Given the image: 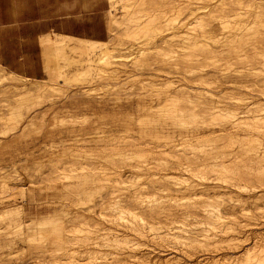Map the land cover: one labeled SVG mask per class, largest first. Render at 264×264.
Wrapping results in <instances>:
<instances>
[{"label": "rangeland", "instance_id": "obj_1", "mask_svg": "<svg viewBox=\"0 0 264 264\" xmlns=\"http://www.w3.org/2000/svg\"><path fill=\"white\" fill-rule=\"evenodd\" d=\"M141 1H142V3H141L142 5L137 6V8L142 10V14H143V12L145 14L147 11L148 12L146 14H149L151 12L152 7L153 8L157 7L156 9H158V10L160 8V10H159L160 13L165 10L164 12L167 11L166 13L169 16H171V14H172V16H174L173 14L175 11H177V13H178L182 9L183 12L182 11L181 12L183 14L180 12L181 14L179 17L180 18L179 20L181 21L180 26H182V27L175 30V33L177 31L179 32V30H181L179 32L180 34L183 33L182 30H184V32H185L187 29L185 27H189L191 24L190 21H192L194 19V18H192L191 13H190L191 8L193 9V7L190 8L189 6H195V4L193 3L194 4L193 5L192 3H190L191 5H189L190 0H186L187 2L185 0H176L177 2H175V3H173L175 0H173V1L172 0H158V1L157 0H141ZM147 1H149V2H147ZM153 1H154V3H153ZM170 1H171V3H170ZM196 1L197 0H194V2H196ZM204 1L205 0H202V1L200 0V3L198 1L196 2L202 6L204 5V8H200V11L205 12L206 14H204V15L208 16L207 17L208 21H206V19H204L205 18V16H204L203 19L206 22L204 21L203 23H208L209 20L213 17L214 13H218V11L220 12V10H222L221 9L222 5L225 6L224 8H227V9H229V8H236L237 9V8L241 7L242 8V9H240L241 12L246 10V12L249 11L248 12L249 14L247 13L248 16L250 14L253 16V17L249 16L250 19L254 18L255 17L254 15L258 13L257 11H259V10H257V9L263 8V10H264V7L262 6V5H264V2H263L264 0H241L242 2L240 0H236L238 2L240 1L239 3L236 2L235 0H224V1H222V0H219V1L218 0H211V1L206 0L205 3H204ZM202 2H203V4H201ZM225 2L228 4H226ZM108 3H109V11L106 12V15H105L106 28L103 29L104 33H102L101 35H97V34L85 35L83 33H79L78 31H76V32L68 31V34H72V35L78 34L77 35L78 37H85V38H91V39H97V40H107V41L109 39L113 38L115 43L113 46L114 49L112 50L111 53H113L114 57H117V58H113L114 59L113 61L115 62L114 65L112 64L113 63L112 61H111L112 63L111 62L107 63L109 61H107V62L105 61V64H104V62H100L99 60L101 57H99L98 54L100 55L102 53H101V51H99L98 54L96 55L95 59H94V62H93L94 67L91 70H88V69L83 70V71L88 70L86 72L81 71L83 74H85V73L87 74L89 72L88 74H90V75L85 74L83 76V74L80 73V76L77 75L78 76L77 77L73 74L77 71V69H79V68H76V66H74L75 63L78 62L77 61L78 59H81L77 53L69 51L68 57L64 58V59H68V60H64L59 55L58 56L60 58L57 57V55H54V58L52 59V61H53L52 62V65H53L52 71H53L54 75H52V77H55V76L56 77L54 79H51L53 81V82H51V80H50L51 75L45 70V67H44V56H43L42 49H41L40 44H39V39H38V43L34 44V45H25L24 43H22L21 45H19V44L15 45V46L12 45L9 48V49H12V51L10 53H7V55L8 54H15V55H21L22 54L23 55L24 58H23V60L18 61L19 63L16 61L17 59L16 60L12 59V60H8V61H0V65L2 67H4L5 70L12 71V72L18 74L20 77L22 76V78H24V80L26 82V85H28V86L34 85V83H36V82H40V83L46 82L47 84L51 85V87L49 85L47 86L48 90L44 93V95H42V97L40 99L38 98V99H29V100L27 99L26 100L25 98L21 97V95H23L22 94L23 90L14 88V86L9 82H2V83L0 82V116H1L0 119L2 118V121L0 120V264H72L70 262L71 259H69L68 257L72 255L73 251L72 250L69 251L70 248H68V245H69V247H73V248L77 247L76 248L77 251L73 252L74 255L76 254L75 255L76 259L74 261V262H76V264H106L104 261L105 259H102L104 257L106 258V260H108L107 263L110 264V262L114 260V258H112L114 256H116V257L118 256L117 258L120 259V262H118V260H117V262H115V264L116 263L117 264H153V260L163 261L166 259L165 257L168 258V257L175 256V255L177 257H181L183 259L182 261H184V262L194 263V262H196L202 258L208 257V256L210 257L213 255H217V257H220V256L228 254V253L234 254V253L240 252V251L244 250L245 247H250L251 243H253V244L255 243V241H256V238H254L255 237V234H254L255 231L258 234H261V232H264V216H263L264 215V213H263L264 212V200L263 199L258 200L255 203V201L253 199L248 198L246 191L244 192V191H241L239 189H236L234 192H228L227 191V192L221 193L220 194L221 198H219V200H220L219 202H221V203L224 202V205L228 206V209L230 207V209L227 210L228 213L233 212L234 216H235L233 218H235V220L237 221V223H238L237 225H239V228H240V225L242 228H244V229H241V234L239 235L240 240H238V244H239L238 247L235 246L234 244L228 243L231 236L234 235L233 232H231L230 234H226V235L222 236V238H221L222 242L221 241L218 243L215 242V244L212 242L210 244L209 243L207 244L205 242L203 244L195 243L194 245L193 244L182 245V246H179V251H178L176 248H174V247L172 248L171 246H168V244H164V242H162L163 240H161L160 238H157V237L153 238V236L144 237V236H141L139 234H132L133 231L131 229L128 230V231L131 230L130 231V233H131L130 237H132L134 235V238L136 237V240L137 241L139 240V242H141V244H139L137 246L130 247V248H121V247L118 248V246L116 244H112V245H116L117 247L111 245L112 248H110L111 246L109 244V247L108 246L100 247L104 250L99 249L100 245H95L96 243H94V241L96 239H100L102 237V236L98 235L99 233L97 234V232H96V231H98L99 228L102 229L104 227L106 228V226H108V227L112 226L114 229L117 228L119 230H124V229L126 230V228L119 226L118 222H115L114 220H113L114 222H111L112 219L110 221L107 218H106L107 220L104 218L105 212H106L105 214L110 212L108 215H112L113 213L111 211H109V209H111V207L110 208L108 207L109 205L112 206V204H108V205H106L107 207L105 206L104 209L103 208L101 209V207H103V205H104L102 203L103 201H104V203H108L110 201V199L114 200L116 198H121V199L123 198L122 201L124 203H122V204L124 206L126 204H129V206L126 205V207H136V205L138 207H140V206L142 207L141 203H139V202L135 203L136 201H135V199H133L134 195H140L141 194V196L143 197V195H144V198H145V197H148V195H146V194L151 193V191H152V192H156V193L158 192L161 195L165 196V198H167V196H166L168 193L167 189H170L172 187L173 188L172 192L174 189L175 190L178 189L176 187L177 185H175V183L177 181H179L175 177L177 174L183 175V177L185 179L190 178L193 181L202 182V181H200V179L198 177L195 178L194 175H192V173H189V171L188 172L182 171L183 172L182 173V172L177 170L178 164L180 163V162L178 163L177 159L180 156H181L180 159H184V158H182V156H183V153H181L182 150H177L178 148H182V145L184 144V143H182L183 140H181L182 142L180 141V138H181V135H189L188 134L189 132H183L182 133L181 131H176L173 133V135H168L165 132V130L162 131V128H161L162 123H160L161 125H159V123H151V124L148 123V125H147V123H146L147 121L145 122V119H144L145 117L142 116L143 113L145 114V111L142 110L143 109L142 107H148V105L150 103L155 105L158 102V99H159L158 96H161L160 98L163 97V94L162 95L160 94L161 93L160 91L161 90L163 91V87L161 86V84H160V86H161L160 87L159 83L163 82L164 79H165V81H167V79H170L168 76H171V75L173 77L171 79H175L176 81H178L179 79H182V74L186 70L184 67H186L188 69L190 68L189 66L188 67L185 66V64H187L188 62L191 63L193 60H195V57L198 58V54H203V52L202 53H201V51L197 52L198 50L196 51L195 49H193V51L197 52L196 53L197 56L194 54L195 52L193 54L189 53V55L186 54L187 56L190 57V59H189V57L187 58V56L184 54L183 49L179 48L183 45V43L185 44V42H183L185 40H187L186 41L187 43L190 42L191 45H192V43H193V45L195 43L198 44L197 39L201 36H197L195 38V35H194V37H192V38L190 37L191 39L188 37V39L182 40L181 39L182 37H180V36L179 37L177 36V38L170 36L172 31H167V33L165 34L166 36H164L163 38L157 39L158 42L156 41V43H153L152 42L153 39L150 40L149 38H151V37L149 35H147V37L149 36V38H147V37H142V38L145 41H148L150 43L145 42L144 40H142V38H140L138 40H142L145 43L142 42L143 43L142 45L140 43L135 44L136 42L133 39L134 36L132 38V35L130 36V35H128L127 32H125L127 30L126 26L125 27H124V25H122L123 27L120 26V22L122 21V17H124L123 14H125L123 8H121L120 4H118L117 7L112 8L110 0H108ZM183 3L184 4L187 3V6L185 5L187 8H184V10H183V6H184ZM257 3H258V5H257ZM174 4H176L175 6H177V7H174ZM181 4H182V6H181ZM217 4H218V7H217ZM259 4H261V7H258V6H260ZM205 5H207V7ZM214 6H216L217 8ZM188 7H189V11L187 10ZM210 7H212V8H210ZM213 7H214V9H213ZM176 8H178L179 10L178 9L176 10ZM194 8L196 9L197 7L195 6ZM205 8L206 9L208 8V10L204 11L203 9H205ZM156 9H155V12L157 11ZM170 9H172V10L175 9V10L173 12V11H170ZM209 9H212V10H209ZM214 10H216V11L214 12ZM198 11H199V7H198ZM240 11H238V12H240ZM112 12L114 15H116L115 18L117 17L116 18L117 21L118 20L119 21H118V24L115 23V25L117 24V26L113 25L114 31L110 32L109 24L112 23V17H113ZM158 12H156V14H158ZM212 12H213V14H212ZM221 12H220V14L222 15L223 11H221ZM177 13L175 15H177ZM208 13L210 16L207 15ZM189 15L191 16V18H189L190 17ZM216 15L220 16L218 13V14H215L214 17ZM242 15L243 16L245 15V11H244V13H242ZM263 17L264 16L262 15L261 19H264ZM213 18L211 20H213ZM215 18L213 20V21H215L214 23L216 24V26L214 28L215 31H214V29L208 30V32H207L208 34L206 33V36L204 35L205 37H203V38L201 37L204 41H202V39H201L199 41V43L201 41H202L201 43L206 41L204 44L211 43V46L209 44L208 45L210 46V48H213V50L215 49V51H212V54H211V52L210 53L205 52L204 54L207 53L208 54V55H206L207 57L209 56V54H211L212 57L216 55L217 63L220 62L221 64H225L223 66H225V68H227V69H225L223 71L227 72L228 75H226L227 77L226 76L222 77L219 74V76H218L219 78L217 76H213L212 78H208L206 80V82H208V83H205V85H203V87L205 89H208L210 91H214V92H217V93H220L221 95H223L222 98L220 97V95H219V97H214V98L216 101L222 99L225 102L223 103L222 100H221V102L223 104H226L227 107L229 106L230 108L231 107L233 108L235 106L238 107V104H240L244 101L250 100V98H247V97H251L252 99L255 98L257 100L259 98H261L260 100H262V102H264V95H262V93H258V90H257V87H259L260 89H264V88H262V87H264V81H262V76L256 75V76H258L257 79L253 78V77L252 78H244L243 75L241 74L242 73L241 71H243V69H244L242 67L244 65H242V64L245 63V62L242 63L243 62L242 57L244 55H248V53L254 54L253 50L250 48V52L247 51V54H245L246 51L240 52L238 50L236 51V50L232 49L230 47L231 45H229L232 43L234 44L233 46L247 47L244 43H239V39L238 40L236 39V41H238V43L236 41H234L235 43L232 41L227 42V43H229L228 45H226L228 50H229L227 53H226V49L224 47L222 48V51H221L220 45L224 44L223 42L226 38L224 37V35H222L223 32L221 31L222 28L220 27V22L219 21L216 22L217 17H215ZM161 20L162 19H159V21L162 23V25L165 24V22L161 21ZM211 20H210V22H212ZM123 21H125V19ZM193 23L197 24L195 22V19L193 20ZM193 23H192V25L194 26L195 24H193ZM186 24H187V26H186ZM188 24H189V26H188ZM211 25H213V23ZM263 27L264 26H261L260 28H258V29H260L259 31L262 33H264V31H262ZM216 30H217V32H216ZM252 30L250 31L251 34L252 33L255 34V32H257L256 28L252 29ZM167 34H170V35L168 36ZM259 34L257 35V37L259 36ZM218 35H219V37H218ZM223 37H224V39H223ZM172 38L177 43L181 40L180 42L182 43V45L180 42H179L180 44L179 43L176 44V42H173ZM194 38H195V41H194ZM259 38L264 41V35L263 34H262V36H259ZM166 39L169 42L174 43V44L172 43L173 47L172 46L171 47L173 49H175V51H177V53L176 52L172 53L169 51V48H170L169 45L170 44H169V42H167ZM244 39L245 38L241 39L240 41H244ZM251 39H253V38H251ZM251 39L248 38V40H251ZM191 40H193V42H191ZM216 40H218V41H216ZM222 40H223V42L219 43V41H222ZM215 41H216L217 45H215V43H214ZM146 43H148V44L145 45ZM236 43L238 45H235ZM165 44L166 45L169 44V45L163 46ZM186 44H185V46H189V44L188 45H186ZM241 44H243V46H241ZM149 45L150 46L156 45V46L150 47ZM191 45L189 46L190 48H191ZM158 46L163 47V48H161L162 50H160ZM156 47H158L159 51H158V49H156ZM166 47H168V48H166ZM192 47L194 48L197 46H192ZM165 48H166V50L168 49V51H169L168 53H169L171 58L169 57L168 53L165 52L166 50L164 51ZM178 48L182 52H180L178 50ZM217 48H219V49H217ZM3 49H4V45L3 46L0 45V53L2 52ZM143 49L145 51H143ZM152 49L153 50L156 49V50L153 51ZM216 49H217V53L215 54ZM247 49H249V48H247ZM13 50H14V52H13ZM251 50H252V52H251ZM149 51H151V52H149ZM161 51H164V53L165 54L167 53V55H165L164 53H161ZM189 51L191 52V49ZM30 52H31V54L29 55L28 53H30ZM178 52L180 53V55H178ZM220 52H221V54H220ZM222 53L224 56L222 55ZM140 54L146 56L147 57L146 59H148V60H146L144 58V56H143V58H141L142 55H140ZM173 54H175V55H173ZM182 54L185 55L184 56V58L186 59V60L184 59L185 61H183V55ZM204 54L202 56H205ZM227 54H229V55H227ZM251 54L248 55L249 58H251V56H253ZM2 55L4 56V55H6V53L3 51ZM190 55H192V56L194 55L193 56L194 59ZM138 56H139V59L137 58ZM225 56H226V58H225ZM70 57H71V59H69ZM72 57L74 59L77 58L76 61L74 59H72ZM238 57H240L241 60H240V58L238 59ZM82 58H84V57H82ZM144 59L146 60V62L148 61L150 63L151 67H146L149 64L148 62H147L148 63L147 65H144V64H146ZM163 59H165V60H163ZM215 59L210 58V60L208 61L207 58L206 59L202 58L201 60H203V62L202 61L201 62L203 63V65H206V64L208 65V63L212 64L214 62L213 60H215ZM244 59L245 58L243 57V60ZM119 60H120V62H119ZM137 60H141V62L139 63V61L137 62ZM189 60H192V61H189ZM205 60H207V61H205ZM218 60H220V61L218 62ZM71 61H72V63H71ZM74 61H75V63L73 65ZM96 61L99 64V66H96V64H95ZM134 61H135V63L136 62L137 63L134 64ZM244 61H246V59ZM6 62H8L10 65H7ZM174 62H175V64H174ZM183 62H185V63L183 64ZM226 62H229L230 65H228L229 63L226 64ZM12 63H16V65H11ZM67 63H71V65L70 64L67 65ZM106 63H107V65H106ZM116 63H118V65H116ZM172 63L175 65L174 67H176V68L171 66V65H173ZM202 63L199 62L197 64V61L196 60L194 61V64L195 65L197 64V66L199 64H202ZM232 63L234 64V67L232 65V68H230V70H229V67H231ZM240 63H241V65H240ZM109 64H111V65H109ZM138 64H139V66H137ZM140 64L144 65V66L142 67V66H140ZM180 64L182 66L184 65L182 67L184 70H182V69L180 70V68H179ZM60 65H63L64 67L65 66L66 67L60 68L59 67ZM67 66H74V67H67ZM85 66H86V64H85ZM85 66L84 67L80 66V67H81V69L87 68V66L86 67ZM116 66H118V67H116ZM238 66L242 67V68H239ZM99 67H101V68H99ZM103 67H105L106 69ZM96 68H97V71H96ZM98 68H99V71H98ZM100 69L102 72L100 71ZM111 69H113L116 72L117 71H120V72L116 73ZM165 70L168 71V73L170 72L172 74L171 75H170V73L168 74ZM57 71L58 72L59 71H68V72H71L72 74L70 73L69 75L59 76ZM180 71H182L181 75H179L181 73ZM112 72H114V73H112ZM77 73H79V72H77ZM184 73H186V71ZM114 74H116V75H114ZM152 74H154V75H152ZM89 76H91L92 78ZM215 77H217V78H215ZM56 78L58 79L56 81L57 83L55 82ZM155 78H157L156 81H155ZM159 78L161 79V82L159 81V83H158V80H160ZM26 79H28V80L26 81ZM162 79H163V81H162ZM88 80L91 83L90 82L88 83L87 82ZM192 80H193V78H192ZM193 81H191L189 84H190V86L195 87L196 85H195V83H193ZM232 81H233V83H231ZM155 82H157V83H155ZM85 83H87L88 85ZM80 85H83V86L81 87ZM154 85H156L159 89L161 88L160 91ZM245 85H248V86L250 85V86L246 87ZM255 85H256V88H255ZM84 86H86V87H84ZM216 86H217V88H216ZM86 88H87V90H88V88L92 89L91 93H89L90 91H86ZM151 88L153 91L151 90ZM247 88H250V89H247ZM82 89L83 90L85 89L84 91H86L88 94H86L85 92L81 93L83 91ZM146 90H149V91L151 90V92L147 94ZM255 90H257V91H255ZM154 91H157V92L159 91V93H157V92L155 93ZM74 92L76 93V95ZM78 92H80L81 94H79ZM226 92L228 95H230V97L226 94ZM142 93H143V95H142ZM223 93L225 95H227L228 99H226L227 97ZM230 93L231 94L235 93L234 96H236V98H238V99H236V98L233 99V97L231 96ZM84 94H85V96H84ZM90 94H92V95H90ZM149 94H152V95H149ZM158 94H160V95H158ZM259 94H261V95H259ZM138 96L141 97V99ZM152 96H154V97H152ZM223 98H225V99H223ZM230 98H231V100H230ZM151 99H153V101L154 100L155 101L152 102ZM50 101L52 103H50ZM227 102L228 103L230 102V104H228ZM218 103H219V101L215 104H218ZM222 103H219V104H222ZM231 104L232 105L236 104V105L232 106ZM18 105L20 107H18ZM19 108L23 113V116L21 118H23L24 120L22 119L20 122H18V124H19L18 125L16 118L19 117L17 114ZM197 110L199 112L202 111L201 109H197ZM33 111H34V113H33ZM138 112H139V116H138ZM12 113H13V116L11 117ZM85 113H87V114H85ZM204 113L205 112H202L199 114V115L203 114L204 117L203 116L200 118L198 117V120L200 119V121H202V119L205 118L206 121H208V119L210 121V118H208V114L207 113L204 114ZM92 114H94V115L92 116ZM31 115H33V116H31ZM74 115H80V116L76 117ZM83 115L88 116L89 121L88 122L86 121L87 123H85V121L82 120ZM89 115H91V116L89 117ZM205 115H206V117H205ZM73 116H74V118H73ZM212 116L213 115H210V117H212ZM139 117H141V119L143 117V120H144L143 124H142V122H139V119H140ZM162 118L160 117L159 119H162ZM220 118H222V117L220 116ZM6 119H9L8 123L5 122ZM213 119H214V116L211 118V120H213ZM218 119H219V117H218ZM74 120H81V121L76 122L75 124L71 123ZM29 121L32 122L33 125ZM137 121H138V123H137ZM26 122H28V124L30 123L29 124L30 126ZM26 124H27V126H26ZM101 124H103V125H101ZM16 125H18L16 127V129L14 128V130H12V128L15 127ZM81 125H82V127H81ZM156 125H157V127L158 126L159 127L157 128ZM24 126H25V128H24ZM146 126H147V128H146ZM174 126H176V124H173V127ZM97 127H99L98 128L99 130H97ZM148 127H149V129L151 128L150 131H149ZM155 127L157 129H155ZM127 128H128V130L130 129L129 132H128ZM102 129H103V131H102ZM112 129L117 131V132L113 131ZM94 130H96V131H94ZM111 130L113 131L114 136H112ZM121 130L124 132H128V133H123L120 136L121 133H119V131L122 132ZM105 132H107V133H105ZM164 132H165V134H164ZM75 133H76V135H74ZM85 133H87V134H85ZM94 133H97V134L100 133L99 134L100 137ZM130 133L135 137V139L134 138H132V139L135 140V142H137V143H134L133 147H129V150H128L129 152H128L127 150H125V148L128 146V142H130V141L132 142V140L130 138V141H127V140H129V138L127 137V139H126L124 134H126V136L131 137ZM156 133H158V135ZM91 134L98 136V138L104 137L105 140H104V138H102V140H104V142H101L96 136L94 137L92 135L93 136L92 137ZM84 135L87 137H85ZM105 136H107V137L110 136L111 139L109 137L107 138ZM122 136H124V138L126 139V141H127V142L125 141L126 143L124 142V138H121ZM166 136H168V137H166ZM114 137H116V138L114 139ZM173 137H174V139H177V143L179 142V144H181V143L182 144L180 146L178 145L177 147H173V148L171 145L170 146L168 145V147H170V148L165 147V146H167L165 142H170L171 138L173 139ZM96 138H97V140H96ZM106 139L107 140L109 139V141H107ZM88 141L91 143H88ZM106 141H107L108 147H104V146H106L105 145ZM132 143L130 144V146H132ZM102 144H104V145H102ZM116 145H117V147H116ZM135 145L136 146L138 145V146L136 147ZM162 145H163V147H162ZM118 146L120 147V149L118 148ZM122 146L123 147L125 146V148L122 149L121 148ZM164 147L166 148V150L170 151L169 154L167 153V151L163 150V149H165ZM131 148H132V151L130 150ZM138 150H140V151H138ZM137 151H138V154L136 153ZM163 151H165V153ZM147 152H149V154ZM155 152L158 154H156ZM139 153H140V155H139ZM177 153H178V155H177ZM163 154H165V155H163ZM155 156L157 158L159 156L160 160L159 161L153 160V159H157V158H155ZM176 157H177V159H176ZM135 159L138 160L139 162L135 161ZM161 159H162V161H161ZM163 159H166L165 162H167V161H169V162L165 163ZM144 160H148L149 163L146 164L147 161L145 162ZM156 161L159 163H157ZM160 161L164 164H161ZM150 162L152 164H150ZM154 162H156V163H154ZM137 163L138 164L143 163L144 165L142 164L141 166L138 167ZM119 172L121 173L120 174L121 176L119 175ZM136 175H138V176H136ZM107 176H109V177H107ZM106 177L111 179V180H108ZM160 177H162V178L165 177L164 178L165 180L168 179L167 180L168 182H166L168 184V186H166L167 184L164 183L165 180L164 179L162 180V178H160ZM94 179H95V181H93ZM96 179H98L99 181H97ZM154 179L157 181V184H156V181ZM181 180H183V179H181ZM154 182H155V184H153ZM160 182L162 183V187L160 186L161 185ZM214 182H217V181H214ZM243 182L249 183L250 181H248V182L243 181ZM253 182H255L254 184H256L257 180L251 181V184ZM75 183H76V185H75ZM185 183H187V182L184 181L183 184L181 183V185H183L182 188H184ZM163 184H165V186H166L165 188H167V189L164 188ZM179 187H181V186L179 185ZM179 189H181V188H179ZM166 190H167V193H166ZM139 191H141V193ZM236 191H237V193H236ZM137 192H138V194H137ZM175 192L176 191H174L173 193L176 194ZM177 193H179V192H177ZM160 194L158 196H160ZM118 195H121V197ZM178 195H180V197ZM127 196H128V198H127ZM130 196H132V197H130ZM176 196H174V197L177 198L179 200V202H177L178 200H175V198L171 200L169 197V198H167V200L170 199L169 202L164 199L166 201V203L164 202L165 203L164 206L167 205L166 208L168 206H170V208H172L174 206L172 209L185 207L187 205L189 206V204H190L189 201L187 199L185 200V198H183L184 193H182V195H181V193H179ZM181 196H182V200H184L183 202H180V201H182V200H180ZM243 199H245V200L243 201ZM173 200H175V201L173 202ZM100 201H102V202H100ZM178 203H180V205H178ZM184 203H186L185 206H184ZM237 203H238V205H237ZM9 205H18V206L20 205V206H22V212L21 211L20 212L13 211V213H7L8 208H11V207H8ZM159 205H160V203H159ZM159 205H158V207H160ZM161 205H162L161 207L164 208L163 204H161ZM87 207H88V209H87ZM242 207L246 211H244ZM114 212H116V211H114ZM164 212L167 213V216L173 215V214L170 215L169 211L168 212L167 211H163V212L160 211L158 213L161 216L166 217V216H164L165 215ZM173 212H171V213H173ZM142 213H143L142 216H144V217L147 214L150 215L149 211H145V212L141 211V214ZM242 213L244 216L242 215ZM79 214H81V215H79ZM102 214H103V216L101 217L100 215H102ZM114 214L116 215V213H114ZM175 214L176 213H174V215ZM76 215L77 216L79 215V216L77 217ZM176 215L178 216L179 214H176ZM147 217H148V215H147ZM19 218H22L21 221L25 220V221H27V223H30V227L26 228L23 225L24 223L22 225H19V227L16 226L17 220H19ZM164 221H165V219H164ZM166 221H168V220L166 219ZM84 223L90 224V226H91L90 228L94 230V231H92L93 233H89L87 231L88 228L84 227V225H83ZM103 223H105V224H103ZM112 223H113V225H112ZM258 223H262V224H258ZM253 224H255V225H253ZM114 225H115V227H114ZM82 226L84 228H82L80 231L79 227L81 228ZM71 229H73V230H71ZM83 229H85L87 231V233L85 230H84V233H82ZM98 232H100V234L102 235V233L104 232V229L101 231H98ZM249 233H250V235H249ZM84 234L87 236H85ZM237 234L238 233L236 232L235 235H237ZM136 235H138V236H136ZM93 237H94V239H93ZM78 238H79L80 242H77L73 246H71V244L69 243L70 239H75L77 241ZM87 238H88V241H89V238L93 239L94 240V241L92 240L93 243L90 242L91 240L89 242L86 241ZM81 239H83L82 240L83 244L81 246L80 245L78 246L77 244L82 242ZM242 239H244V240H242ZM253 239H255V241ZM84 240L86 241V243ZM230 245H232V247ZM83 246L84 247L88 246L86 248L91 249V251L92 250L93 251L91 252L88 249L85 250ZM93 246L95 249L98 248L100 251L98 253H97V251H94L95 249L93 248ZM115 247H116V250H115ZM117 248L119 249V252L122 254H120L118 252ZM122 249H123L124 254L122 252ZM84 250L86 252L90 251V253L89 252L86 253ZM113 251H116V252H113ZM117 252H118V254H114ZM95 256H99L100 258L95 259ZM102 256H104V257H102ZM125 258H128V260H125ZM149 258H150V261H148ZM151 258H152V260H151ZM153 258H156V259H153ZM121 259H123V262ZM210 261H211V259L209 260V262H208V260L207 261L205 260L204 262H199V264H213L212 261L211 262ZM35 262H37V263H35ZM100 262H102V263H100ZM220 264H227V262L221 261Z\"/></svg>", "mask_w": 264, "mask_h": 264}, {"label": "bare ground", "instance_id": "obj_2", "mask_svg": "<svg viewBox=\"0 0 264 264\" xmlns=\"http://www.w3.org/2000/svg\"><path fill=\"white\" fill-rule=\"evenodd\" d=\"M197 1L200 3V0H197ZM205 1H204V3H205ZM209 1H211V0H209ZM222 1H224V0H222ZM110 2H111V5H112V8L117 7L118 4H120L121 8H123V10L125 12V14H123V15H124L125 18L122 17V21L124 19H125V21H123V22L121 21L120 22V26H122V25H124V27L126 26L127 30L125 32H127L128 35H130V36L132 35V38L134 36L133 39L136 42L135 44L140 43L141 45L143 44L142 42L145 41L142 37H147V35H149L151 38H149V36L147 38H149L150 40L153 39L152 42L153 43H156L157 39L163 38L164 36H166L165 34L167 33V31H172V33L170 32L171 35L170 34H167L168 36L170 35V36H173L175 38H177V36L178 37L180 36V37H182L181 38L182 40L188 39V37L189 38L190 37L192 38V37H194V35H195V38L197 36H201L203 38V37L206 36V33L208 32V30L215 28L216 24L214 23L215 21H213V20H214L215 17H217V21L216 22H218V21L220 22V27L222 28V30L221 29L220 30L223 32V34L222 33L221 34L224 35V37L226 38L225 39L226 41L224 40V42H223V40L222 41H219V43L220 42L221 43L222 42L224 43L223 45L222 44L220 45L221 46V51H222V48L224 47L226 49V53H227L229 51L228 48H227V46H226V45L229 44L227 42L228 41L229 42H231V41L234 42V41H236V39L237 40L239 39V43H244L247 47H244L243 44H241V46H243V47L233 46L234 44L232 43V44H229V45H231L230 47L232 49H234L236 51L238 50L240 52L241 51H246L245 54H247V51L250 52V48H251L253 50V53H254V54L248 53V55H250V54L253 55V56H251V58H249L248 55H244V56L242 55L246 59V61H244L245 59L243 60V57H242V61H243L242 63H244V62L245 63L242 64V65H244V66H242L244 69H243V71H241L242 72L241 74L243 75L244 78H252L253 77V78H256V79L258 77L256 75H259V76H262V81H264V41L259 38V36H262V34L264 35V33L260 32L259 31L260 29H258L261 26H264V19H261L262 15L264 16V10H263V8L257 9V10H259V11H257L258 13L255 14V15L253 14L255 17L252 18V19H250L249 16H252V15L250 14L248 16V14H249L248 12L249 11L246 12V10H244L245 11V15L243 16L242 13H244V11L243 12L240 11V9H242L241 7L240 8H237V9L236 8H229V9H227V8H224L225 6L222 5V8H221L222 10H220V12L223 11V14L222 15L218 11V13H219L220 16H217L216 15L214 17V15L215 14H218V13H214L213 14V12H212L214 18L212 17L213 20H211L212 18L210 19L212 22H210V20H209V22L211 24L213 23V25H211L209 22L208 23H203L205 21L204 19H206V21H208L207 20V17L208 16L204 15L206 13L203 12V11H200V8H204V5L202 6V5L194 2V0H190L189 1V5H191L190 3H192V4L194 3L195 6L197 7L195 9L194 8L195 6H189L190 8L193 7V9L191 8L190 13H191L192 18L195 19V22L197 24L193 23V20L194 19L193 20L191 19L192 20V21H190L191 24L189 23L190 26L188 24L189 27H185V28H187L186 31L184 32V30H182L183 33L181 32L182 34H180L179 32L181 30H179V32L177 31L176 33H175V30H177V29H179V28L182 27V26H180L181 21L179 20L180 19L179 18L180 17V14L183 12L182 9L178 13H177V11H175L177 13V15H175L176 14L174 12L175 9L174 10L170 9V11H173L174 12V14H173L174 16H172V14H171V16H169L166 13L167 11L164 12L165 10L164 11L161 10L162 12L160 13V11H159L160 8L158 10V9H156L157 7H155V8L152 7L151 12L149 14H146L148 11L145 14H144V12L142 14V10L139 9V8H137V6L142 5L141 4L142 3L141 0H110ZM147 2H149V1H147ZM175 2H177V1L175 0L173 3H175ZM236 2H238V1H236ZM153 3H154V1H153ZM170 3H171V1H170ZM201 4H203V2ZM226 4H228V3H226ZM175 5L176 4H174V7H177ZM183 5H184L183 6V10H184V8H187L186 7L187 6V3H185V4L183 3ZM257 5H258V3H257ZM259 5L260 6H258V7H261V4H259ZM181 6H182V4H181ZM205 6L207 7V5H205ZM262 6L264 7V5H262ZM189 7L187 9L188 11H189ZM198 7H199V11L200 12L198 11ZM214 7H216V6H214ZM214 7H213V9H214ZM217 7H218V4H217ZM210 8H212V7H210ZM155 9L157 10L156 12L159 11L158 12V14L160 13L159 15L156 14ZM177 9L178 8H176V10ZM203 10L204 11L205 10H208V8L207 9L205 8ZM209 10H212V9H209ZM215 11L216 10H214V12ZM238 11H240V12H238ZM112 14H113V12H112ZM207 15H209V13ZM115 16L116 15L113 14L112 23L109 24V30H110V32H113L114 31L113 25H115V23L118 24V21H119V20L117 21V19H116L117 17L115 18ZM191 16L189 18H191ZM204 16H205V18H204ZM159 19H162L161 21H164L165 24L162 25V23L159 21ZM192 23L195 24V25L193 26ZM117 24L115 26H117ZM186 26H187V24H186ZM255 28L257 29L256 30L257 32H255V34H253V33L251 34L250 31L252 29H255ZM214 31H215V29H214ZM262 31H264V27L262 28ZM216 32H217V30H216ZM257 33L258 34L260 33L258 37H257V35H258ZM201 37H199L200 39L198 38L199 40L197 39L199 45L197 43H195V42L194 43L196 45L195 44L193 45V43L191 45L190 42H188V43L186 42L187 40L183 41V42H185V44L187 43L186 45H188V44H189V46L191 45V48H190L189 46H185L184 43H183V45H184L183 46L182 43L180 42L181 41L180 40L179 42L181 43L182 46L180 45L181 47H179V46L178 47L180 49L181 48L183 49V52H184L185 55L186 54L189 55V53L190 54L191 53L193 54L195 52V51H193V49H195L196 51L198 50L197 52L201 51V53L203 52V54L205 52H208V53L211 52V54H212V51H215V49L213 50V48H210L211 43H208L210 46L207 43L204 44L206 41L203 42V43H201L202 41H204ZM218 37H219V35H218ZM224 37H223V39H224ZM140 38H142V40H144V41L138 40ZM195 38H194V41H195ZM243 38H245L244 41H240ZM248 38H250V39L253 38V39L248 40ZM255 38L256 39L258 38L259 40L258 39L256 40ZM201 39H202V41L199 43V41ZM172 40H173V38H172ZM216 41H218V40H216ZM216 41L214 42L215 45H217ZM145 42H148V41H145ZM167 42H169V41L167 40ZM173 42H176V41L173 40ZM191 42H193V40H191ZM236 42L238 43V41H236ZM114 43H115V41H114L113 38H111V39H109L107 41V40H97V39L83 38V37H78V36H73V35H65V34H54V35L44 34V35L40 36V38H39V44H40V47L42 49V53H43V56H44V67H45V70L51 75L50 76V80L51 79H54L56 77V76L55 77H52V75H54V73L52 71V68H53L52 67L53 66L52 65V62H53L52 59L54 58V55H57V57L61 56V58L64 59V58L68 57V52L69 51L70 52L77 53L81 59H78L77 60L78 62L75 63V61H76L77 58L74 59L72 57V59L75 60L73 62V65L75 63L74 66H76V68H79L73 74L75 76H77V75L80 76V73L83 74L81 71H83L85 69L91 70L94 67V63L93 62H94V59H95V57H96V55L98 54L99 51H101V53H102V54H100L101 56L98 54V56L101 57L100 60H99L100 62H104V64H105V61L106 62L109 61L107 63H110L112 61L113 63L112 62L111 63L114 65L115 62L113 61L114 60L113 58H117V57H114L113 53H111L112 50L114 49V47H113L114 46ZM148 43H150V42H148ZM148 43H146L145 45H147ZM172 43L169 42L170 45L167 44L170 47L169 48V51L172 52V53H175V52L177 53V51H175V49L172 48L173 47L172 46ZM178 43L176 42V44H178ZM237 43L235 45H238ZM167 45L165 44L163 46H167ZM152 46H150V47H152ZM155 46H153V47H155ZM192 46H197V47H194L193 48ZM158 47H156V49H158ZM161 48H163V47H159L160 50H162ZM166 48H168V47H166ZM166 48L164 49V51L166 50ZM179 48H178V50L180 51ZM247 48H249V49H247ZM159 49H158V51H159ZM190 49H191V52L189 51ZM217 49H219V48H217ZM217 49H216L215 54L217 53ZM155 50H153V51H155ZM252 50H251V52H252ZM143 51H145V50L143 49ZM164 51H161V53H164ZM169 51L167 49L165 52L168 53ZM149 52H151V51H149ZM180 52H182V51H180ZM197 52H195L194 54L196 55ZM167 53L166 54L164 53V54L167 55ZM223 53H222V55H223ZM203 54H198V58L195 57V60L197 61V64L199 62L200 63L203 62V60H201L202 58H205V59L207 58L208 61L210 60V58H212V59H215L216 58V59L213 60L214 62L212 64L211 63L210 64L208 63V65L207 64L206 65H203V63H202V64H199L198 66H197V64L196 65L194 64V61L195 60H193V61L192 60H189V61H192V62L191 63L188 62L190 65L187 63V64H185V66H187V67L189 66L190 67L189 68L190 70L188 68L184 67L186 69L185 70L186 73H184L185 72L184 71L183 74H182V71H180L181 73L179 75L182 74V79H179L178 81H176L175 79H171L173 77L171 75L172 73H170V72L169 73H170L171 76H168L170 79H167V81H165V79L163 81V79H162V81L164 83L161 82V79L159 78L160 80H158V83H159V81L161 82V83H159V86L161 84V86L163 87V91L162 90L160 91L161 88L159 89L156 85H154V86H156L158 88V90L161 92L160 93L161 95L163 94V97L160 98L161 96H158L159 99H158L157 104H155V105L150 103L148 105V107H142L143 108L142 110L145 111V114L143 113L144 115L142 114V116L145 117L144 119H145V122L147 121L146 122L147 125H148V123L149 124H151V123H159V125H161L160 123H162V125H161L162 131L165 130V132L168 135H173V133L176 132V131H181L182 133L183 132H189L188 133L189 135H181L180 141L183 140V142L182 141L181 142L184 143L183 144L184 146L182 145V148H178V149L176 148L177 150H182L181 153H183V156H184V157L182 156V158H184V159H180L181 156L180 157L178 156L179 157L178 158L179 160L176 157L178 163L180 162L178 164L177 170L180 171V172H182V171H187L188 172L189 171V173H192V175H194L195 178L198 177L200 179V181H202V182H196V181L191 180L190 178L185 179L183 177V175H178L177 174L175 177L180 182L179 181H177V182L175 181L176 182L175 185H177L176 187L178 189L177 190H175V189L173 190V192L176 191L175 192L176 194H174L172 192V189H173L172 187L170 188L171 190L165 188L166 186H168V184L166 183V182H168L167 181L168 179L165 180L164 179L165 177L164 178L160 177V178H162V180L164 179L165 180L164 183L167 184L166 186H165V184H163L164 185V188L168 190V193H167V190H166V193H167L166 196H167V198L170 197V199L172 200V199L175 198L174 196H176L177 194L181 193V195H182V193H184L183 198H185V200L187 199L190 204H189V206L188 205L185 206L186 203H184V206L185 207H180V208H174V209H172L174 206L172 208H170V206H168L169 208L167 207L168 208L167 209L166 208L167 205L164 206V204L166 203L165 200H167V198H165V196L161 195L158 192H157L158 193L157 194L156 192H152V191H151V193L146 194V195H148V197H145V198H144V195H143V197L141 196V194H140L141 191H139L140 192L139 193L140 195H134L133 199H135V201H136L135 203H137V202L141 203L142 204V207L140 205H139L140 207H138L136 204H135L136 207H126V205L129 206V204H126L124 206L122 204V203H124L122 201L123 198L122 199L121 198H116L114 200L113 199H110V201L108 203H104V201L103 202L100 201V202H102L104 204L103 207H101V209L102 208L104 209V207L106 205H108V204H112V206H110V205L108 206L109 208L111 207V209H109V208L108 209L113 214L112 215H108L110 212L107 213V214H105L106 213L105 212L104 213V218L105 219L107 218L110 221L112 219L111 222H114V221L115 222H118V225L121 226V227H123V228H126V230L125 229L124 230H119L117 228H116L117 229L116 230L112 226L111 227L110 226L109 227L106 226V228L104 227L102 229L99 228L100 230L97 228L98 231H101V230L104 229V232L102 233V235L100 234V232L96 231L97 234L99 233L98 235H100L102 237L100 239H96L95 241L93 240L94 237H93V239L89 238V241L91 240L90 242H92V243L94 241V243H96L95 245H100L99 246V249H102V248H100L102 246H108L109 247V244H110V246L112 244H116L118 246V248L119 247H121V248H130V247L137 246V245L141 244V242H139V240L138 241L136 240V237L134 238V235L133 236L131 235L134 239L132 237H130V234H131L130 231L131 230L134 232V233L132 232V234H139V235L144 236V237L153 236V238L154 237L160 238L161 240H163L162 242H164V244H168V246H171L172 248L174 247L178 251H179V246H182V245H189V244L190 245L191 244L194 245L195 243L203 244L205 242L207 244L208 243L210 244L211 242L215 244V242H217V243L220 242V241L222 242V239H221L222 236H224L226 234H230L231 232H233L234 235L231 236V238L229 239V242L228 243L234 244L235 246L238 247L239 246L238 240H240L239 239L240 238L239 235L241 234V229H244V228H242L241 225H240V228H239V225H237L238 224L237 221L235 220V218H233V217H235L233 212L232 213H228L227 210H229L230 207L228 209V206H225L224 205V202H222V203L219 202L220 201L219 198H221L220 194L221 193H224V192H227V191L228 192H234L236 189H239V190L244 191V192L246 191V193L248 195V198L253 199L255 201V203L258 200H262V199L264 200V102H262V100H260L261 98H259L257 100L255 98L252 99L251 97H247V98H250V100L244 101V102H242L240 104L237 103L238 104V107L235 106L233 108L232 107L230 108L229 106L227 107L226 104H223L225 101H223L222 99L216 101L214 97H219V95H220V97L222 98L223 95H221L220 93H217V92H214V91H210L208 89H205L203 87V85H205V83H208V82H206V80L208 78H212L213 76H217L218 77L219 74L222 77H225L226 75H228L227 72H224L223 71V70H225L227 68H225V66H223L225 64H221L219 62L220 60H218L219 63H217V57H216V55L212 57L211 54H209V56L207 57L206 56V55H208L207 53L204 54L205 56H202ZM220 54H221V52H220ZM140 55H142V54H140ZM168 55H169V53H168ZM173 55H175V54H173ZM178 55H180L179 52H178ZM185 55H183V61L186 60L184 58ZM227 55H229V54H227ZM139 56L137 57L138 59H139ZM143 56L144 55H142L141 58H143ZM190 56L194 59V57H193L194 55L193 56L190 55ZM82 57H84V58H82ZM169 57H170V55H169ZM188 57L189 56H187V58ZM144 58L146 59L147 57L144 56ZM225 58H226V56H225ZM239 58L240 57H238V59ZM69 59H71V57ZM189 59H190V57H189ZM64 60H68V59H64ZM146 60H148V59H146ZM146 60H145V62H146ZM163 60H165V59H163ZM240 60H241V58H240ZM138 61H139V63L141 62V60H137V62ZM205 61H207V60H205ZM119 62H120V60H119ZM147 62H146V64H144V63L143 64L144 65H147L149 63V62L148 63ZM71 63H72V61H71ZM71 63H67V65H69V64L71 65ZM107 63H106V65H107ZM136 63L134 61V64H136ZM184 63L185 62H183V64ZM227 63H229V62H226V64ZM85 64H86L87 68H82L81 69L80 66L84 67ZM95 64H96V66H99V64L97 63V61H96ZM174 64H175V62H174ZM174 64L171 65V66L174 67L175 66ZM109 65H111V64H109ZM116 65H118V63H116ZM144 65H141L140 64V66H142V67ZM149 65H150V63L146 67H151V65L150 66ZM228 65H230V63ZM232 65L234 67V64L232 63L231 64V67H229V70H230V68H232ZM240 65H241V63H240ZM74 66H67V67H74ZM137 66H139V64ZM183 66L180 64V66H179L180 70L181 69L184 70L182 68ZM59 67L60 68H63L64 66L63 65H60ZM116 67H118V66H116ZM242 67H239V68H242ZM99 68H101V67H99ZM99 68H98V71H99ZM103 68H105V67H103ZM174 68H176V67H174ZM88 70H86V71H88ZM111 70H113V69H111ZM86 71H83V72H86ZM96 71H97V68H96ZM100 71H101V69H100ZM77 72H79V73H77ZM114 72H116V71H114ZM114 72H112V73H114ZM118 72H120V71H117L116 73H118ZM166 72L168 73V71H166ZM70 73L71 72H68V71H59L58 72L59 76L69 75ZM88 73L87 74L85 73V74L86 75H90ZM85 74H83V76ZM114 75H116V74H114ZM152 75H154V74H152ZM89 77H91V76H89ZM217 77H215V78H217ZM192 78H193V80L195 82L192 80ZM156 79L157 78H155V81H156ZM27 80L28 79H26V81ZM57 80L58 79L56 78L55 79V82ZM89 80L87 81L88 83L90 82ZM191 81H193V83H195V85H196L195 87L190 86L189 83ZM0 82L1 83L2 82H9V83H11L14 86V88L23 90V93H22L23 95H21V97L25 98L26 100L27 99L28 100L29 99H38V98L40 99L42 97V95H44V93L48 90L47 86L49 85L46 82L45 83L44 82H41V83L40 82H36V83H34V85H31L30 84L31 86H28V85H26V82H25L24 78H22V76L20 77L18 74L14 73L12 71L5 70L4 67H2L1 65H0ZM51 82H53V81L51 80ZM155 83H157V82H155ZM231 83H233V81ZM85 84H87V83H85ZM49 86L51 87V85H49ZM80 86L82 87L83 85H80ZM245 86L246 87H249L250 85L249 86L248 85H245ZM84 87H86V86H84ZM216 88H217V86H216ZM255 88H256V85H255ZM262 88H264V87H262ZM89 89L90 88H88V90H87V88H86V91H90L89 93H91V90L92 89H90V90ZM247 89H250V88H247ZM84 90L81 93H84L85 92L86 94H88ZM151 90H152V88H151ZM151 90L150 91L149 90H146L147 91V94L150 93ZM257 90H258V93H262V95H264V89H260L259 87H257ZM257 90H255V91H257ZM159 91L158 92L157 91H154V92L155 93L156 92L159 93ZM78 93L81 94L80 92H78ZM160 94H158V95H160ZM226 94H227V92H226ZM232 94H231V96L233 97V99L236 98V96H234L235 93H232ZM75 95H76V93H75ZM90 95H92V94H90ZM142 95H143V93H142ZM149 95H152V94H149ZM227 95H225V96L227 97ZM259 95H261V94H259ZM84 96H85V94H84ZM154 96H152V97H154ZM228 96L230 97V95H228ZM139 98L141 99V97H139ZM225 98H223V99H225ZM226 99H228V97ZM236 99H238V98H236ZM151 100H152V102L155 101V100L153 101V99H151ZM221 100L223 101V103L221 102ZM230 100H231V98H230ZM218 101H219V103H222V104H219V103L218 104H215ZM50 103H52V102L50 101ZM228 104H230V102ZM234 105H236V104H234ZM234 105H232V106H234ZM18 107H20V106L18 105ZM197 109H201L202 111L199 112ZM202 112H205L204 114H206V113L208 114V118H210V121H209V119H208V121H206L205 118H203L204 120L202 119V121H200V119L198 120V117L199 118L202 117V116L204 117L203 114L202 115H199ZM13 113L11 114V117L13 116ZM33 113H34V111H33ZM17 114L19 116V117L16 118L17 119V124H18V122H20L23 119V118H21L23 116V113L20 110V108H19ZM85 114H87V113H85ZM209 114L214 116V119L213 120H211V118L213 116L210 117ZM93 115L94 114H92V116ZM31 116H33V115H31ZM74 116L79 117L80 115H74ZM74 116H73V118H74ZM90 116L91 115H89V117ZM138 116H139V112H138ZM220 116L222 118H220ZM143 117H142V119H141V117H139L141 119V120L139 119V122H142V124L144 122ZM160 117L161 118L163 117L164 119L163 118H162L163 120L162 119H159ZM205 117H206V115H205ZM218 117H219V119H218ZM0 120L2 121V118ZM8 120L9 119H6L5 122L8 123ZM82 120L85 121V123H87L89 121L88 116L87 115L86 116L83 115L82 116ZM79 121H81V120H74L71 123H74L75 124L76 122H79ZM26 123L28 124V122H26ZM30 123L32 124V122H30ZM137 123H138V121H137ZM27 124H26V126H27ZM173 124H176V126L173 127ZM18 125H16L15 127H13L12 130H14V128L16 129V127ZM101 125H103V124H101ZM157 125H156V127H157ZM81 127H82V125H81ZM149 127H148V129H149ZM156 127H155V129H157L159 126L157 128ZM24 128H25V126H24ZM98 128L99 127H97V130H99ZM146 128H147V126H146ZM150 129H149V131H150ZM112 130H111L112 136H114L113 131H115V130H113V131ZM127 130H128V128H127ZM94 131H96V130H94ZM102 131H103V129H102ZM129 131H130V129L128 130V132ZM115 132H117V131H115ZM128 132H124V131L120 132L119 131V133H121L120 136L123 133H128ZM165 132H164V134H165ZM105 133H107V132H105ZM85 134H87V133H85ZM94 134H97V133H94ZM99 134H97V135L99 136ZM156 134L158 135V133H156ZM74 135H76V133ZM92 135L93 134H91V136ZM124 135H125V138L126 139H127V137L129 138V140H127V141H130V138H131V140L133 142V143L131 141L128 142V146L126 147L127 149L125 148L126 145L124 147L123 146L121 147L122 149L125 148V150L128 151L129 150V147H133V144L134 143H137V142H135V140L132 139V138L135 139V137L132 134H131V137L126 136V134H124ZM93 136L95 137L96 135H93ZM98 136H96V137L98 138ZM85 137H87V136H85ZM105 137H107V136H105ZM108 137L110 138V136H108ZM166 137H168V136H166ZM97 138H96V140H97ZM102 138H104V137H102ZM102 138H98V139L101 142H104L105 138H104V140H102ZM115 138L116 137H114V139ZM121 138H124V136H122ZM125 138H124V142L126 141ZM107 141H109V139ZM107 141H106V144L104 143L106 145L104 147H108ZM88 143H91V142L88 141ZM131 143H132V146H130ZM165 143L167 145L165 147H168V145L169 146L171 145L172 148L173 147H177L178 145L180 146L182 144V143L179 144V142L177 143V139H174V137H173V139L171 138V141L170 142H165ZM104 144H102V145H104ZM116 147H117V145H116ZM162 147H163V145H162ZM118 148L120 149L119 146H118ZM168 148H170V147H168ZM130 150L132 151V148ZM163 150L167 151L168 154L170 153V151L169 150H166V148L163 149ZM138 151H140V150H138ZM138 151L136 152L137 154H138ZM165 151H163V152L165 153ZM149 152H147V153L149 154ZM156 154H158V153H156ZM139 155H140V153H139ZM163 155H165V154H163ZM177 155H178V153H177ZM155 158H157V157L155 156ZM153 160L159 161L160 160L159 159V156H158L157 159H153ZM163 160L165 162L166 159H163ZM135 161L139 162L136 159H135ZM144 161L145 162L147 161L146 164L149 163L148 160H144ZM161 161H162V159H161ZM156 162H154V163H156ZM168 162L169 161H167L165 163H168ZM157 163H159V162H157ZM139 164L137 165L138 167L141 166L143 163H139ZM150 164H152V163L150 162ZM161 164H164V163L161 162ZM120 174L121 173L119 172V175ZM136 176H138V175H136ZM107 177H109V176H107ZM180 178L183 179V180H181ZM98 179H96V180L99 181ZM107 179L108 180H111L109 178H107ZM253 180H257V183L254 184L255 182H253L251 184V181H253ZM93 181H95V179ZM184 181H186L187 183H185L184 184V188H182L183 185H181V183L183 184ZM214 181H217V182H214ZM243 181H245V182L250 181V182L249 183H244ZM153 184H155V182ZM156 184H157V181H156ZM75 185H76V183H75ZM179 185L181 187H179ZM160 186L162 187V183H161ZM179 188H181V189H179ZM177 192H179V193H177ZM236 193H237V191H236ZM137 194H138V192H137ZM159 194H160V196H158ZM118 196L121 197V195H118ZM178 196L180 197V195H178ZM130 197H132V196H130ZM127 198H128V196H127ZM169 200H167V201L169 202ZM175 200H178V199L175 198ZM175 200H173V202ZM180 200H182V196H181V199ZM244 200L245 199H243V201ZM183 201L184 200H182L180 202H183ZM177 202H179V200ZM159 203H160V205H159ZM161 204H163L164 208L161 207L162 206ZM158 205L160 207H158ZM178 205H180V203H178ZM237 205H238V203H237ZM8 207H11V208H8L7 213H13V211H15V212H20L21 211L22 212V206H20V205L19 206L18 205H9ZM87 209H88V207H87ZM243 210H244V208H243ZM114 211H116V212H114ZM141 211L142 212L143 211L144 212L145 211H149L150 212V215L147 214L148 217H147V215L144 217V216H142L143 213L141 214ZM160 211L161 212H163V211H167L168 212L169 211V214L170 215L173 214V215L167 216V213L164 212L165 215L164 214L163 215L166 216V217H163V216H161L158 213ZM244 211H246V210H244ZM171 212H173V213H171ZM114 213H116V215ZM174 213L179 214V215L177 216L175 214L176 215L175 216ZM79 215H81V214H79ZM242 215H243V213H242ZM100 216L102 217L103 214L100 215ZM164 219H165V221L167 219L169 222L168 221L165 222ZM21 220H22V218H19V220H17V225L16 226L19 227V225H22L24 223L23 225L26 228H29L30 227V223H27V221H25V220H23V221H21ZM103 224H105V223H103ZM258 224H262V223H258ZM83 225H84V227L88 228L87 231L89 233H93L92 231H94V230L90 228L91 226H90L89 223H84ZM112 225H113V223H112ZM253 225H255V224H253ZM84 227L83 226L81 228L79 227L80 231ZM114 227H115V225H114ZM129 229H131V230L128 231ZM71 230H73V229H71ZM84 230L85 229H83L82 233H84ZM87 231H86V233H87ZM236 232L238 233L237 235H235ZM254 234H255V237L254 238H256V241H255V239H253V240L255 241V243L254 244L251 243V246L250 247H245L244 250H242L240 252H237V253H234V254L233 253L232 254L231 253H228V254L222 255L220 257H217V255H213V256H210V257L208 256V257L202 258V259H200V260H198V261H196L194 263L184 262V261H182L183 259L181 257H177L175 255V256L168 257V258L165 257L166 259L164 258L165 260H163V261L153 260V264H199V262H204L205 260L206 261L208 260V262H209L210 259H211V261H212L213 264H220L221 261H226L227 264H264V232H261V234H258L255 231ZM249 235H250V233H249ZM85 236H87V235H85ZM136 236H138V235H136ZM82 240L83 239H81V241ZM242 240H244V239H242ZM86 241H88V238H87ZM86 241H85V243H86ZM77 242H80L79 241V238H78L77 241L75 239H70V241H69V243L71 244V246H73ZM82 244H83V241L81 243H78L77 245L78 246L79 245L81 246ZM116 245H112V246H116ZM112 246L110 248H112ZM230 246L232 247V245H230ZM86 247H88V246H86ZM86 247H84L85 250L88 249ZM116 247H115V250H116ZM68 248H70L69 251H71V250L73 252L77 251L76 250L77 247L76 248L75 247L73 248V247H69V245H68ZM93 248H94V246H93ZM99 249L96 248L94 251H97V253H98L100 251ZM88 250L91 251V249H88ZM102 250H104V249H102ZM90 251H87V252L90 253ZM73 252H72V255L69 256L68 258L71 259L70 262L72 264H76V262H74L75 259H76V257H75L76 254L74 255ZM113 252H116V251H113ZM118 252H119V249H118ZM118 252L117 253H114V254H118ZM122 252H123V249H122ZM120 254H122V253H120ZM123 254H124V252H123ZM102 257H104V256H102ZM117 257L116 256L112 257V258H114V260L111 261L110 264H113V263L115 264V262H117V260H118V262H120V259H118ZM99 258H100L99 256H95V259H99ZM102 259H105L104 260L105 263L106 264H109V263H107L108 260H106L105 257L102 258ZM153 259H156V258H153ZM121 260L123 262V259H121ZM125 260H128V258H125ZM151 260H152V258H151ZM148 261H150V258L148 259ZM35 263H37V262H35ZM100 263H102V262H100Z\"/></svg>", "mask_w": 264, "mask_h": 264}, {"label": "crops", "instance_id": "obj_3", "mask_svg": "<svg viewBox=\"0 0 264 264\" xmlns=\"http://www.w3.org/2000/svg\"><path fill=\"white\" fill-rule=\"evenodd\" d=\"M108 11V0H0V45L6 53H0V61L23 60L22 54L7 55L12 51L9 48L37 44L44 34L72 35L68 31H78L101 35Z\"/></svg>", "mask_w": 264, "mask_h": 264}]
</instances>
